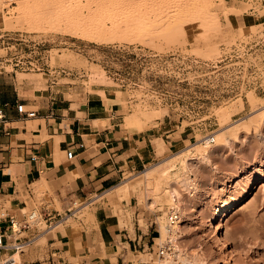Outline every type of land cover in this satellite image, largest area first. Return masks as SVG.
Listing matches in <instances>:
<instances>
[{"label":"rangeland","instance_id":"1","mask_svg":"<svg viewBox=\"0 0 264 264\" xmlns=\"http://www.w3.org/2000/svg\"><path fill=\"white\" fill-rule=\"evenodd\" d=\"M190 2L194 1L0 0L2 80H9V76L10 81L18 82L23 94L30 95L32 89L37 88L39 93L68 98L65 100L73 101L72 106L96 94L92 88L102 87L109 93L105 95L100 91L97 94L120 105L118 113L124 123L126 115L135 114L132 117L141 119L133 124L152 132L151 127H158L162 120L159 137L153 139L154 147L157 141L155 158L140 171L127 174L117 188L86 200L73 201L66 210L54 192L55 184L43 180L47 173H42V180L29 185L32 199L23 189L20 197L28 198L29 207L19 209V220L32 209L39 213L46 192L53 198L55 207L62 214L66 213L64 218L57 221L53 218L51 223L39 214L36 218L40 220L28 219L30 227L38 230V234L56 223H61L58 227L71 225L88 238L95 230L97 238L92 235L93 242H88L87 246L91 251L89 258H101L106 254L107 244L99 235L95 203L102 202L120 227H130L127 229L131 234L136 226L145 229L144 218L151 215L155 220L151 229L161 241H167L169 234L164 224L174 204L165 191L166 183L191 175L197 177L194 180L198 189L195 190L191 183L189 190L193 194L186 196L189 205L184 206L185 214L179 215L183 219L182 236L174 243L185 249L184 254L193 257L196 249L204 250L205 264H222L218 259L224 255L231 258L233 264H264V168L256 170L264 163V8L258 14L249 12L260 0H197L195 7L178 19L176 10L192 5ZM206 8L216 14L217 27ZM2 15L6 20L3 17V21ZM255 16L258 18L254 22ZM68 22L75 25L70 23V28ZM75 26L90 30L94 37H98L96 33L107 39H93L67 31L68 27L73 30ZM250 94L256 96L254 111ZM240 100L242 106H239ZM25 108L34 109L35 106ZM139 110L146 111V115ZM213 136L214 140L204 142L206 137ZM209 148L213 149L212 163L202 157ZM187 157H192L195 163L193 170L184 168ZM170 164L159 179L161 187L164 186L161 197L167 200L164 197L163 202H156L149 208L140 197L144 191L143 174L156 165ZM233 179L234 182L240 179V184L234 188L229 186L232 197L249 182H258L245 202L223 221L229 247L212 256L216 246L206 223L221 198L220 188L234 183ZM124 182L134 185L132 192L120 188ZM124 200L127 205L123 204ZM136 207L139 211H136L138 215H133L132 227L130 209ZM201 233L211 237V246L202 239ZM24 234L13 232L9 238ZM36 237L19 252L20 264H33L35 259L47 256L48 248L41 256L31 254L32 241ZM156 247L154 244L152 248L139 249L136 245L133 255L124 244L109 256L116 264H128V260L130 264L141 260L146 262L144 264H160L155 255ZM7 252L1 250L0 259ZM11 256L12 264H19V256ZM68 258L70 264H84L81 258Z\"/></svg>","mask_w":264,"mask_h":264},{"label":"crops","instance_id":"2","mask_svg":"<svg viewBox=\"0 0 264 264\" xmlns=\"http://www.w3.org/2000/svg\"><path fill=\"white\" fill-rule=\"evenodd\" d=\"M259 3L258 6H252L249 12L258 14L264 8V0ZM256 18L258 16L253 18L254 22ZM1 78L0 229L9 228L10 220H13L19 224L17 233H25L18 237L37 236L32 241L31 254L41 256L46 248L48 254L43 259H35L33 264H70L68 257L75 260L81 258L84 264H113L115 259L111 261L109 255L117 253L119 246L127 244L133 255L136 245L139 249L148 247L157 236L151 229V224L155 222L151 215L144 218L145 229L136 226L131 234L127 229L129 226L119 227L117 219L113 218L102 202H96V223L107 248L105 256L89 258L91 251L88 242H93L92 235L97 238L95 230L88 238L71 225L58 227L61 223H56L38 234V230L24 227L25 215L19 220L18 211L22 207H29L28 198H33L29 185L39 180L42 173H47L44 177L46 181L55 184L54 192L64 210L73 201L89 199L120 184L127 174L140 171L155 158L157 141L154 147L153 139L159 137L158 129L162 120H159L158 127H151L152 132L141 125L127 126L120 119V105L97 94L103 91L107 95L109 91L106 88H92L93 94H96L72 106L74 102L65 100L68 98H56L47 92L39 93L37 88L32 89L30 95L23 94L17 81H10L9 76V80ZM17 103L35 106V116L24 117L17 111ZM28 120L31 122L27 123ZM69 148L73 149L72 158L65 156ZM23 189L28 198L20 197ZM123 204L127 205L126 200ZM130 210L133 227V215H138L136 211L139 209ZM38 211L49 223L53 218L56 221L57 213L62 214L47 192L45 202ZM19 252L11 254L19 256L20 264L22 256Z\"/></svg>","mask_w":264,"mask_h":264},{"label":"bare ground","instance_id":"3","mask_svg":"<svg viewBox=\"0 0 264 264\" xmlns=\"http://www.w3.org/2000/svg\"><path fill=\"white\" fill-rule=\"evenodd\" d=\"M193 1H194L193 3H191L192 1L190 2V4H192V5H186L185 4L187 7H185L184 9H182L183 7L182 8L179 7L180 9L176 10L177 13L175 12V16L178 19H180V18H182L185 15L186 11H188L189 9H193L195 7V5H196L197 0H193ZM187 4H189V3H187ZM185 5H183V6H185ZM206 9L209 11L208 8H206ZM209 12L211 14V18H214L215 19L214 22H213L214 27L215 26L217 27L218 26L217 25V22L218 21L216 19V14L213 13L212 11H209ZM3 17L5 18V16L2 15V18ZM4 18H3V21H4ZM5 20H6V18H5ZM68 23H69L68 26H70V28H71V24L70 23H72V22H68ZM67 24H65V25H67ZM72 25L74 26L75 24L72 23ZM51 26H53V25H51ZM65 28H67V27L65 26ZM37 29H38V27H37ZM80 29H81L80 27L78 28V27L75 26L73 28V30H71L68 27V30L67 31H71L72 34L79 35V36H83V37H85V36L86 37H90V38H93L94 37V36H92V33H90L91 31L89 29H88L89 32L86 31V30L84 31L83 29L82 30H80ZM93 35H94V33H93ZM97 35L99 37V34H96L95 33V36H97ZM98 37H94L93 39H95V38L99 39L100 37H102V40L105 39V38L107 39L106 36H101L100 35V37L99 38ZM100 40H101V38H100ZM252 94L249 95V100H250V102L252 104V107L253 106L255 107L257 105H255V103L253 102V99L256 96L253 97ZM242 104L243 103L240 100L239 101V106H242ZM256 108L257 107H255L252 110L254 111V110H256ZM154 111L156 112V110H154ZM132 113H134V111L131 112L130 114H132ZM144 113H146V111L145 112L144 111H140V114H144ZM149 113H148V115H149ZM128 115H126V117H125V119H126L125 120V124L126 125H132L135 122L137 124L138 122H140L139 119H141V118L137 119V116L136 117L135 116L132 117V115H135V114H132L131 117H129ZM144 115H146V114H144ZM149 117H152V114H150ZM216 134L219 135L220 132L217 131ZM211 138H212V140L215 139L214 136L213 137H206L204 139V142H207V141L210 142L211 141ZM206 145L207 144H204V146H206ZM198 150H201V149H198ZM212 151H213V149L212 148H209V150H207L206 153L203 154L202 157H203V159L206 160V162L208 161L209 163H212V159H211V155H210ZM194 164L195 163H193L192 157H189V158L187 157L184 160V168H185V170H187V171L188 170L189 171L190 170H193V165ZM170 167H171V164L170 165H167V166H164V167H157V165H156V166L150 168L148 171H145L144 172V174H143V181H142V186L144 187V191L140 194V197H141L142 201L149 208L153 207L156 202L159 203V201L160 202H163L164 201L163 198L165 196L164 197H161L162 196L161 195L162 194L161 192L164 191L163 190L164 189V186L161 187V185L159 183V179H160L161 175L163 173H165ZM261 168L262 169L264 168V163L263 162L260 163V165H258L256 167V170H261ZM241 170L242 171H245L244 169H241ZM196 173H198V172H196ZM196 173H194V174H196ZM195 177L194 176L192 177L191 175H185L181 179L179 178V179L171 180V181H168L166 183L165 191H167L168 197L171 199L170 201H172L173 204H174V208L173 209L176 210L181 217L185 214L184 206H186L187 204L189 205L188 198L186 197L187 196V193H188V196H191L193 194L192 190L191 189H190L191 191L189 190V187H190L191 183L194 184L193 186H195V190L198 189L197 188V182H196V180H197L196 178L197 177L196 178ZM194 179H196V180H194ZM40 180H42V179H40ZM43 180H45V179L43 178ZM191 180H193V181H191ZM234 180L235 179H233L232 182H234ZM257 182L258 181H251V182H249V184H247L246 186H244L242 188V190L239 192V194L237 196H235V197H232V195L230 194V191L231 190H229L230 189L229 186L232 187V188L236 187L237 185L240 184V179L236 180L234 183H231L230 185H226V186H223V187L220 188L221 198H220L219 202L217 203L218 204L217 207L215 208V210L213 211V213L210 215V217L208 219V222L206 223V227L208 226L210 228V230H211V237H212V240L214 241V243H213V241H211V237H206L205 236V233H201L200 234L201 237H202V239L205 242H209L210 246H211V242L214 244V246H216V248H213V246H212V248H213L212 249V252L213 253L211 252L212 253V256L215 255L214 252H216V254L218 252V254H219L220 252H224V250L229 247V240H227L225 238L226 230H225V226H224V222L223 221L227 218L228 214L231 211H233L236 207L242 205L245 202V200L247 199V197L251 193V189L256 186V183ZM44 185H45V183H44ZM118 186L119 185H116V186H114V187H112L110 189H106V192L108 190L117 188ZM120 186H121L120 187L121 189H123L125 191H129V192H132L133 191V188H134L133 187L134 185L131 184L130 182L129 183L124 182ZM165 194H166V192H164V195ZM165 199H166V197H165ZM160 205H161V203H160ZM38 214L39 213H36V215L33 218H31V220L32 219H35L36 216H38ZM128 216L130 218V212H129V210H128ZM181 217H179L178 220L176 222H174V224L172 226H168L167 227L166 226V223L164 224V228L168 232L169 238H171L172 241H174V240H176V239H178V238H180L182 236V230H181L182 229V224L181 223H182L183 219ZM38 218L40 220V217H38ZM38 218H36V219H38ZM118 226H119V224H118ZM15 227H16V224H15ZM174 247H175L174 250L168 251L165 254V256H162L161 258H159L158 259L159 260L158 263L162 264V263L165 262V263H168V264L169 263L175 264V260L177 262L176 264H202V263L205 264L206 263L204 250H201L200 251L199 249H196V255L193 257V256H189L188 253L187 254H184V253H186V251H184L185 249L184 248L183 249L180 248V246H178L175 243H174ZM171 253H173V254L171 255ZM140 257H141V255H140ZM214 258L217 259V256H214ZM218 258H219V256H218ZM142 259L145 260L144 258H142ZM218 260H219V262L222 261V264H233V262H231V258H229V257H227L225 255L224 256H220V258Z\"/></svg>","mask_w":264,"mask_h":264},{"label":"built area","instance_id":"4","mask_svg":"<svg viewBox=\"0 0 264 264\" xmlns=\"http://www.w3.org/2000/svg\"><path fill=\"white\" fill-rule=\"evenodd\" d=\"M254 5H256V4H253L252 6H254ZM16 108H17V111L20 112L21 114H23L24 117L31 118V117L35 116L36 110L31 109V108H25L23 103H17ZM211 141H212V138H211ZM65 156L67 158H72L73 157V149L72 148L67 149L65 151ZM36 213H37V211L35 209H32L29 212V214L25 217L26 221H25L24 227L30 226L28 219L33 218L36 215ZM64 216H66V213H64V214L57 213L56 221L64 218ZM178 218H179V213L176 210H174V209L169 210L168 214L166 215V221H165L166 226L167 227L172 226L174 224V222H176L178 220ZM15 224H16V227H15ZM18 231H19V224H17V222L13 221V220H10L9 228L0 229V251L2 250L4 253L6 251H8L7 252L8 254L6 253L7 254L6 256L1 257L0 264H12L13 258L11 259L12 256H11L10 251L16 252L18 250L19 251L23 250V247L25 245L30 244L31 240L34 238V237L20 238L18 236H15L12 240H10L9 237L13 234V232L17 233ZM156 237H157V240L152 241L148 247L152 248L154 244H157V247L155 250V255L158 258L165 256V254L168 251L175 249L174 243H173L174 241L172 242L171 238H169L167 241H161L159 236H156ZM138 263L144 264L146 262L140 261ZM138 263H136V264H138ZM131 264H133V263H131Z\"/></svg>","mask_w":264,"mask_h":264}]
</instances>
